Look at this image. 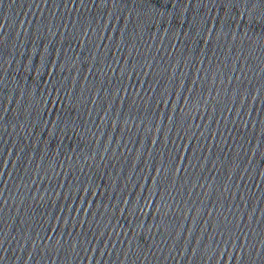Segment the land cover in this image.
Listing matches in <instances>:
<instances>
[{"label":"water","instance_id":"1","mask_svg":"<svg viewBox=\"0 0 264 264\" xmlns=\"http://www.w3.org/2000/svg\"><path fill=\"white\" fill-rule=\"evenodd\" d=\"M264 260V0H92Z\"/></svg>","mask_w":264,"mask_h":264}]
</instances>
